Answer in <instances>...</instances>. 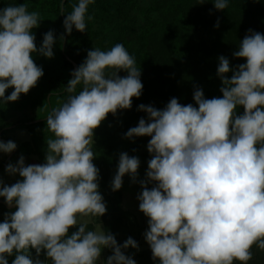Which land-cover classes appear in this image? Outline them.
<instances>
[{"label": "clouds", "instance_id": "clouds-1", "mask_svg": "<svg viewBox=\"0 0 264 264\" xmlns=\"http://www.w3.org/2000/svg\"><path fill=\"white\" fill-rule=\"evenodd\" d=\"M94 3L78 0L67 15L60 5L65 36L73 29L85 33ZM212 5L223 12L229 0ZM38 22L39 14L26 4L0 9V104L18 101L43 76L33 54L54 56L52 31L37 49L33 29ZM233 57L245 63L230 68L227 58H218L221 97L205 99L196 89V107L176 98L162 110L141 104L137 111L147 119L125 134L128 140L150 137L152 158L137 200L148 218L144 239L158 264H249L253 246L264 251V34L249 30ZM71 76L66 102L46 118L53 138L47 140L45 162L25 166L21 156L5 168L21 180L11 186L0 181V198L15 207L0 223V264L13 255L12 264H136L125 255L129 248L138 250L136 241L128 238L118 245L101 224L96 230L88 225L107 208L93 164L94 130L109 114L128 110L133 98L139 99L141 69L117 43L110 50H89ZM8 89L14 90L5 97ZM239 108L243 114L238 116ZM16 148L12 141L0 142V153ZM139 166L137 157L121 153L111 190L121 189L125 175L135 182ZM149 184L154 186L149 189ZM72 228L77 230L69 235ZM104 249L112 255L101 260Z\"/></svg>", "mask_w": 264, "mask_h": 264}, {"label": "trees", "instance_id": "trees-1", "mask_svg": "<svg viewBox=\"0 0 264 264\" xmlns=\"http://www.w3.org/2000/svg\"><path fill=\"white\" fill-rule=\"evenodd\" d=\"M63 0H0V9L10 4H26L29 12H36L39 17L57 18L59 20L62 31L57 28H49L44 33L40 30L33 29L35 37H44V35L52 31L57 43L54 45V56L51 59H44L40 66L43 70V76L38 80L36 95L39 102H33L32 110L35 115L28 118L10 121L9 117L20 110L23 106L25 110L26 103L10 102L0 104V139L6 131L11 128L23 127L29 132L30 141L17 145L16 155L25 158L35 156L38 158V165L43 164V149L47 140L53 138V134L48 131L46 121L47 116L53 109H57L68 98L66 92L67 82L72 79L73 64L77 67L86 59L87 51L94 39V30L103 29L109 36L106 39L110 41V49L117 43H122L128 52L135 58L136 66L149 65V56H145L146 44L154 38V42L160 45L170 47L173 59L183 67L184 72L193 84L194 89H201L205 99L221 97L219 91L221 88L220 80L217 74H206L202 71L194 59L186 49H182V34L187 33L191 29H198L202 26H208L210 20L217 18V21L224 25L226 30L236 35L240 33L248 34L249 30L264 34V0H229V6L223 11L218 12L213 8V0H205V3L198 5V0H95L93 5L89 6L88 15L93 20L87 22L85 33H79L73 29L71 35H64L63 20L64 15L61 14L60 5ZM78 0H65L64 14H70L73 6ZM203 12L205 15H202ZM211 15V17H209ZM208 22V23H207ZM152 35V37H150ZM63 37V39H61ZM158 40V41H157ZM42 42L39 43V46ZM64 45V50L63 49ZM109 49V50H110ZM156 55H157V50ZM38 55V54H36ZM34 57V54H33ZM34 60V59H33ZM245 63L244 60L234 62L230 68H236L238 65ZM120 77L127 75L125 72L118 73ZM231 78V72L228 74ZM33 89V88H32ZM14 89H8L5 97L11 94ZM80 88L78 87L77 91ZM163 92L161 87L156 86L154 91L142 92L139 99L133 98L132 106L128 110H118L121 114L114 117L107 116L105 121L112 123H125L130 121L139 114L137 108L154 97L160 96ZM39 95V96H38ZM41 95V96H40ZM30 96V94H29ZM164 96V95H163ZM160 96L158 98H162ZM27 101V100H26ZM196 107V105L194 106ZM50 108V109H49ZM23 110V111H24ZM117 113V114H118ZM143 113V112H140ZM243 114V108L237 110V115ZM126 116V117H125ZM108 117L110 121H108ZM119 120V121H118ZM35 121H41L31 124ZM102 122V123H103ZM50 135V137L48 136ZM93 151L97 155L102 148L105 140L96 139ZM46 148V147H45ZM118 163V159L114 158L110 161L101 162L96 166L99 170V186L98 190L103 197L107 206L104 216L95 218L93 223L88 225L89 230H94V224H101L104 231L115 236L117 244L122 245V238L133 236L127 232V222L132 219L131 214L124 212L121 207V194L119 192H108L105 189V183L108 180L109 173ZM4 164H2L3 166ZM154 185L151 184V187ZM5 203L0 205V223L3 222L5 214L11 211L5 208ZM142 227L140 228L141 232ZM76 228L69 229L71 235ZM139 232V235H140ZM146 253V251H144ZM140 253L135 256L136 264H158L154 262L152 253ZM253 259L249 264H264V251H260L253 246ZM30 254L35 257V251L30 250ZM152 258V262L147 260ZM40 259L45 258V254L41 252ZM8 264H12L15 255L7 257Z\"/></svg>", "mask_w": 264, "mask_h": 264}, {"label": "rangeland", "instance_id": "rangeland-1", "mask_svg": "<svg viewBox=\"0 0 264 264\" xmlns=\"http://www.w3.org/2000/svg\"><path fill=\"white\" fill-rule=\"evenodd\" d=\"M202 15H205L203 12H200ZM211 17V15L209 16ZM210 20V25L202 26L198 29H191L187 33L182 34V49H186L188 53L196 60L198 67L206 74H217L218 68V58L224 56L229 60L230 66L234 64V62L241 60L233 57V53L237 50L239 43L244 39V33H240L236 35V37H240L239 39H235L234 34L230 31L226 30L224 25L219 23V27H215L217 24V18ZM39 27L36 28L37 31H41L44 33L49 28H57L59 32L62 31L59 20L57 18H47L40 17ZM108 34L103 29L94 30V39L90 45L89 50L92 48H100L101 50H109L110 49V41L106 39ZM152 37V35L150 36ZM43 41V37H35V44L37 49H39V43ZM158 41V40H157ZM146 52H143L145 56H149L150 62L149 65L142 66L141 69V82L143 84L142 92L144 91H154L156 86L161 87L164 93L160 96L162 98L154 97L151 100H148L145 105H151L157 110H162L166 107L169 101L172 98H176L178 102L182 105L192 104L195 106L193 101V93L195 91L192 82L184 72L182 66H180L172 57L170 52V47L168 48L166 45H160L159 42H154V38L149 40L146 44ZM88 50V51H89ZM157 50V55L156 51ZM87 51V52H88ZM87 56V54H86ZM34 63L40 67L42 62L44 61V57L40 55L34 54ZM123 77V76H122ZM38 83V82H37ZM37 86L33 89H30L29 92L24 95L22 94L18 101L14 102L17 104L26 103L25 110L23 106H20V110L14 112L10 117V121H15L17 119L30 118L35 115V111L32 110L31 105H33L32 101L35 103L39 102V97H37ZM30 94V96H29ZM39 96V95H38ZM41 96V95H40ZM27 100V101H26ZM59 108V107H58ZM50 109V108H49ZM24 110V111H23ZM124 113L125 111H120L115 114L117 115ZM109 114L108 116H111ZM126 117V116H125ZM141 118L147 119L145 113L137 114L136 117L130 118L131 120L125 123H109L107 126L106 122L101 123V125L94 130L93 135V147L96 144V139L105 140L104 148L100 150V152L95 156L93 160V164L97 166L100 161L106 162L110 161L114 158L118 159L121 153H127L130 157L135 156L140 161V166L137 172V179L133 182L129 176L125 175L123 178V184L119 191L121 194V207L124 212H128L131 214L132 219L127 222V232L134 241L138 244V250L135 249H127L125 251V255L131 256L133 259L136 255L146 251V253L150 254L151 250L148 244L145 242L144 233L148 230V218L145 217L139 211V202L137 200L138 194L142 191L140 188V181L145 179V173L148 169V162L152 158L151 155L147 152V144L150 140V137H138L133 138L132 140L125 139V134L130 128H134L138 125V122ZM108 121H110L108 117ZM119 121V120H118ZM50 137V135H48ZM50 139V138H49ZM8 141L15 142L17 145L21 143H26L30 141L29 132L25 130L23 127L11 128L6 131L3 135V138L0 139V142L7 143ZM46 147V146H45ZM43 149V159L45 160L46 148ZM21 156L15 155L14 152L11 154H3L0 153V181H3L5 185L11 186L16 183L18 180H21L19 175L10 176L6 174L5 168L9 163L15 165ZM25 166L28 165H38V158L35 156L25 158ZM2 164H4L2 166ZM117 166L113 168V170L109 173V177L107 182L105 183V189L112 193L111 190V182L113 177L116 174ZM148 188L151 189V184L148 185ZM0 202L3 203V198H0ZM6 208V206H5ZM11 212L15 211L14 209L9 210ZM100 225L96 226L98 229ZM102 227V226H101ZM141 232H140V228ZM103 230V227H102ZM140 232V235H139ZM129 237H123L122 241H126ZM145 253V252H144ZM145 253V254H146ZM107 258V257H106ZM148 262H152V258L149 257Z\"/></svg>", "mask_w": 264, "mask_h": 264}, {"label": "crops", "instance_id": "crops-1", "mask_svg": "<svg viewBox=\"0 0 264 264\" xmlns=\"http://www.w3.org/2000/svg\"><path fill=\"white\" fill-rule=\"evenodd\" d=\"M16 155V154H15ZM21 156V155H20ZM97 225H100V224H94V230H96V226ZM102 226V225H101ZM103 227V226H102ZM103 230H104V228H103ZM110 255H112V253H111V251L110 250H108V249H104V250H102V253H101V257H100V259L101 260H106ZM107 257V258H106ZM42 261L43 260H45V258L44 259H41Z\"/></svg>", "mask_w": 264, "mask_h": 264}, {"label": "water", "instance_id": "water-1", "mask_svg": "<svg viewBox=\"0 0 264 264\" xmlns=\"http://www.w3.org/2000/svg\"><path fill=\"white\" fill-rule=\"evenodd\" d=\"M64 3H65V0H63L62 1V4L64 5ZM62 50H64V45H63V49ZM77 68V66L75 65V64H73V71L75 70ZM44 121H46V119L44 120ZM39 122H41V121H35V122H33V123H31V124H36V123H39ZM15 152L16 151H14V154H15ZM3 203L2 202H0V205H2ZM15 207L13 206L12 208H9V207H7L6 206V209L7 210H11V209H14Z\"/></svg>", "mask_w": 264, "mask_h": 264}]
</instances>
